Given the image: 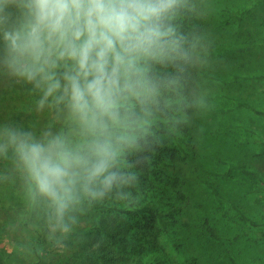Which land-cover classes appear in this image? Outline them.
I'll list each match as a JSON object with an SVG mask.
<instances>
[{"label":"clouds","instance_id":"obj_1","mask_svg":"<svg viewBox=\"0 0 264 264\" xmlns=\"http://www.w3.org/2000/svg\"><path fill=\"white\" fill-rule=\"evenodd\" d=\"M185 0H0V67L63 103L85 141L37 139L7 124L29 191L62 219L77 187L103 196L124 182L116 168L125 149L148 133L162 94L175 91L195 43L174 21ZM159 68L171 69L161 73Z\"/></svg>","mask_w":264,"mask_h":264},{"label":"trees","instance_id":"obj_2","mask_svg":"<svg viewBox=\"0 0 264 264\" xmlns=\"http://www.w3.org/2000/svg\"><path fill=\"white\" fill-rule=\"evenodd\" d=\"M185 1L174 23L193 42L202 28L191 0ZM194 67L193 59L179 87L162 94L148 133L125 149L116 168L124 182L95 197L78 186L62 219L56 217L50 200L30 193L27 174L13 150H0V211L18 212V226L26 232L23 244L11 236L12 220L0 221V263L196 264L195 256L184 254L186 243L180 230L188 224L184 207L189 198L177 170L178 153L186 151L185 141L191 137L189 120L196 104L192 90ZM170 70L159 68L162 74ZM41 96L42 92L31 84L0 67V127L7 124L37 139L45 134L61 135L72 146L84 143L77 122L70 115L61 116L65 105L50 97L41 108ZM3 143L0 139V145ZM234 169L260 178L244 162H230L226 172ZM229 208L240 219H247L237 204L231 202ZM203 223L210 236L218 237L208 218ZM4 238L11 243L8 254L3 252ZM217 261L239 264L226 248Z\"/></svg>","mask_w":264,"mask_h":264},{"label":"rangeland","instance_id":"obj_3","mask_svg":"<svg viewBox=\"0 0 264 264\" xmlns=\"http://www.w3.org/2000/svg\"><path fill=\"white\" fill-rule=\"evenodd\" d=\"M191 5L202 29L193 41L191 137L177 156L189 198L188 224L180 230L184 254L195 256L196 264H221L217 259L226 248L239 264H264V0H191ZM69 115L65 106L61 116ZM230 162H244L261 179L235 169L227 173ZM231 202L246 220L229 208ZM18 218L16 211H0V221L12 220L11 236L25 244ZM204 218L218 237L208 234ZM1 244L8 254L11 243L4 238Z\"/></svg>","mask_w":264,"mask_h":264}]
</instances>
